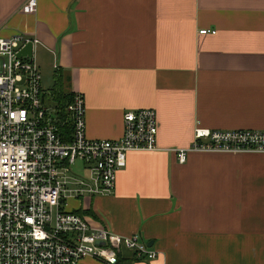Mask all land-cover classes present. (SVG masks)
I'll use <instances>...</instances> for the list:
<instances>
[{
    "label": "crops",
    "instance_id": "crops-1",
    "mask_svg": "<svg viewBox=\"0 0 264 264\" xmlns=\"http://www.w3.org/2000/svg\"><path fill=\"white\" fill-rule=\"evenodd\" d=\"M27 1L0 0V36L40 39L53 91L84 95L88 137L158 114L160 149L129 152L114 191L72 210L158 252L123 247L121 264H264V153L174 151L197 125L264 130V0H37L32 14Z\"/></svg>",
    "mask_w": 264,
    "mask_h": 264
},
{
    "label": "built area",
    "instance_id": "built-area-1",
    "mask_svg": "<svg viewBox=\"0 0 264 264\" xmlns=\"http://www.w3.org/2000/svg\"><path fill=\"white\" fill-rule=\"evenodd\" d=\"M23 10L35 13L37 0ZM209 32L215 30H200ZM40 42L22 32L0 36V264H83L89 257L116 264L123 247L156 258L139 234L92 224L68 209V198L112 193L129 152L159 150L157 111H126L118 139L88 137L83 93L73 94L64 116L45 105L35 57ZM29 43L33 55H19ZM174 151L180 163L193 151L264 153V130L197 125L193 143Z\"/></svg>",
    "mask_w": 264,
    "mask_h": 264
},
{
    "label": "rangeland",
    "instance_id": "rangeland-1",
    "mask_svg": "<svg viewBox=\"0 0 264 264\" xmlns=\"http://www.w3.org/2000/svg\"><path fill=\"white\" fill-rule=\"evenodd\" d=\"M42 76H43L42 85L44 89V94H43L44 103L48 107L49 110H53L55 106V100L53 98V88L55 85V82L53 79L54 75L52 74V71L42 70ZM80 167H81L80 163H77L75 165L76 169H80ZM76 201L77 199L75 198H68V207L70 210H72V208L76 206Z\"/></svg>",
    "mask_w": 264,
    "mask_h": 264
},
{
    "label": "trees",
    "instance_id": "trees-1",
    "mask_svg": "<svg viewBox=\"0 0 264 264\" xmlns=\"http://www.w3.org/2000/svg\"><path fill=\"white\" fill-rule=\"evenodd\" d=\"M73 94H67L60 90L53 91V98L55 100V108L57 109L56 112L60 113L64 116L63 108L72 100ZM80 214V213H79ZM121 258L117 261L116 264H121Z\"/></svg>",
    "mask_w": 264,
    "mask_h": 264
},
{
    "label": "water",
    "instance_id": "water-1",
    "mask_svg": "<svg viewBox=\"0 0 264 264\" xmlns=\"http://www.w3.org/2000/svg\"><path fill=\"white\" fill-rule=\"evenodd\" d=\"M19 55H28V56H32L33 55V45L32 43H29L28 45H26L19 53ZM103 243V242H102ZM150 245V244H148Z\"/></svg>",
    "mask_w": 264,
    "mask_h": 264
}]
</instances>
